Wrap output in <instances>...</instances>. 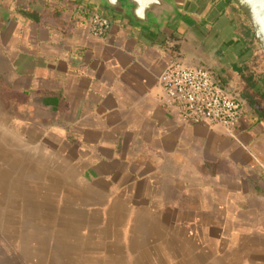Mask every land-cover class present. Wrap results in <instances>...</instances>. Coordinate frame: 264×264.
Segmentation results:
<instances>
[{"label":"crops","instance_id":"obj_1","mask_svg":"<svg viewBox=\"0 0 264 264\" xmlns=\"http://www.w3.org/2000/svg\"><path fill=\"white\" fill-rule=\"evenodd\" d=\"M178 2L154 34L85 0H0L3 91L20 137L67 165L86 264H264V107L244 98L264 95V56L233 0ZM180 58L239 93L237 130L166 109L159 77Z\"/></svg>","mask_w":264,"mask_h":264},{"label":"rangeland","instance_id":"obj_2","mask_svg":"<svg viewBox=\"0 0 264 264\" xmlns=\"http://www.w3.org/2000/svg\"><path fill=\"white\" fill-rule=\"evenodd\" d=\"M0 80V264H86L76 219L64 206L67 165L21 138L19 114Z\"/></svg>","mask_w":264,"mask_h":264},{"label":"built area","instance_id":"obj_3","mask_svg":"<svg viewBox=\"0 0 264 264\" xmlns=\"http://www.w3.org/2000/svg\"><path fill=\"white\" fill-rule=\"evenodd\" d=\"M93 35L102 37L111 29L100 14L90 19ZM161 101L179 122L187 125L222 126L237 130L243 120V101L236 91L227 90L208 69L184 59L172 61L159 77Z\"/></svg>","mask_w":264,"mask_h":264},{"label":"water","instance_id":"obj_4","mask_svg":"<svg viewBox=\"0 0 264 264\" xmlns=\"http://www.w3.org/2000/svg\"><path fill=\"white\" fill-rule=\"evenodd\" d=\"M85 1L105 14L121 18L124 22L133 27L154 34L160 32L169 33L171 27H174L180 21L181 17V9L178 0ZM233 1L249 22L255 40L264 56V0Z\"/></svg>","mask_w":264,"mask_h":264},{"label":"trees","instance_id":"obj_5","mask_svg":"<svg viewBox=\"0 0 264 264\" xmlns=\"http://www.w3.org/2000/svg\"><path fill=\"white\" fill-rule=\"evenodd\" d=\"M251 84L252 85H250L249 90L253 92L254 83H251ZM244 98H246L248 100V102L251 104L252 107H255V106L256 107H260V108L264 107V95L262 96V99L261 100H255V99H253V96H248V93L247 94H244ZM260 118H261V120H264V114L262 116H260Z\"/></svg>","mask_w":264,"mask_h":264},{"label":"flooded vegetation","instance_id":"obj_6","mask_svg":"<svg viewBox=\"0 0 264 264\" xmlns=\"http://www.w3.org/2000/svg\"><path fill=\"white\" fill-rule=\"evenodd\" d=\"M220 81V80H219ZM221 82V81H220Z\"/></svg>","mask_w":264,"mask_h":264}]
</instances>
